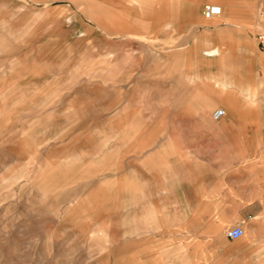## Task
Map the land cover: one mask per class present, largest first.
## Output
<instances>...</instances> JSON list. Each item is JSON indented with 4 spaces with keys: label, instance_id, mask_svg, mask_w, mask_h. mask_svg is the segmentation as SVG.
<instances>
[{
    "label": "rangeland",
    "instance_id": "rangeland-1",
    "mask_svg": "<svg viewBox=\"0 0 264 264\" xmlns=\"http://www.w3.org/2000/svg\"><path fill=\"white\" fill-rule=\"evenodd\" d=\"M71 1L54 0L47 6H44L45 10L42 8L39 11V15L42 11L43 16L46 17L44 19L46 21V27H40L34 34L31 32L30 34L23 35L19 31L20 22L28 23L31 21L32 16L25 11L26 9L21 10L19 7L21 6L20 3L25 2L36 5L39 2L32 3V0H0V29L1 26L3 29L0 30V87L5 81H14L7 80L9 77L6 76L7 71L12 72L13 70L5 69L6 64L14 59L22 60L23 65L30 68L23 70L22 80L17 77V80L22 81L21 84L18 83L17 85L22 89L27 87L28 91H24V96H28L27 93L29 95L34 93L32 88L33 85H36V81L43 82L48 78L47 73L44 72L46 70L48 71V69L53 74L55 73L54 75L60 73L61 77L53 84H57L56 88L63 87L62 89H64L74 83L76 77L79 78L83 73L88 72V66L97 63V60H102L103 62L112 61V63H115L116 69H119L117 68L119 66L129 63L132 65L129 74L123 76L126 80H119L115 83V109L119 111L118 105L127 98V100L134 102L135 105L126 107L125 111L133 114L142 112L143 124L145 123L147 125L151 123V120L155 117H151L148 113L157 114L163 111L155 107L144 108L145 104L149 103L152 97H154V89L163 90L169 87H176L177 84L180 87L181 83L179 85V82L182 81L179 78L176 84L175 81L172 82L156 77V71L160 66H158L157 62L155 63L154 59L152 61L151 59L156 55L161 58L172 59L177 51L185 54L186 49L189 47V41L185 36L186 34L182 30L180 32L177 30L156 32L149 29L145 32L146 38L143 41L144 43L139 39L140 36L138 34H136L133 42L124 43L122 41L124 37H115L114 32L106 34L108 33L107 30H102V35H99L96 33L99 29L94 24H90L93 26L91 27L87 21L76 20L77 15L72 13H78L79 11H77L76 6ZM107 1L111 2V0ZM11 3L15 7L4 10V5H10ZM205 4H208V2L200 6L201 17L203 16L202 10ZM107 5L109 8H115V4ZM231 7L233 8L234 6L231 5ZM249 7H252L249 10L250 12H261V8L257 6ZM19 18H24V20H19ZM32 23L34 24V22ZM149 23L146 22V24ZM233 23L239 24L240 22ZM261 23L259 21L257 27L255 25L256 22H253L254 28H261ZM134 24L140 25L143 23L134 22ZM234 30L237 34L239 33L238 27H235ZM7 31L10 32L7 33ZM13 35L18 36L15 43L11 42ZM199 38L196 40L197 49L201 51L207 49V47L201 48L199 46L201 43L205 46V36L204 39L200 40ZM124 39L125 41L127 40V38ZM23 40L24 43H22ZM67 45L71 47L69 48ZM126 50L131 54L130 57H132L130 58V62L127 60L128 54ZM221 56L223 57V62L216 64V66H207L205 73L208 71L211 73H219L229 79H240L244 82L246 90L248 89L250 93L253 90V94L251 95L245 92L242 95V100L244 101V108L246 109L250 108V101L253 103L256 125L260 124V126L256 128L254 133L257 137L254 146L252 147L245 137L242 138V145L245 153H254L255 155L254 158L258 170L255 175L256 183L258 184L259 190L263 191L264 53L257 47L251 50V48L245 45L244 40L238 34L237 45L223 48ZM32 60L36 63L31 62ZM58 62L63 63L61 68L59 67L60 69L52 67L53 65H57ZM38 64L41 66L39 69L40 74L32 75L34 70L38 68ZM78 65L81 66L78 68ZM75 66L77 67L75 68ZM67 70L71 72L75 71V73L69 75L70 73H66ZM121 72L122 70L119 73ZM168 72H172L175 75L180 70ZM193 72V68L185 69L186 74ZM195 73H202L199 66L196 67ZM74 74L75 76L77 74V76L75 77ZM118 76L120 75L118 74ZM245 81L249 83L245 84ZM194 85L197 86L199 93L203 95L207 94L198 80L194 82ZM147 89H151V91ZM21 93L23 94V91ZM105 93L99 92L94 95L85 93L81 97L96 111L105 108L114 96L113 91H105ZM104 94L105 96H103ZM138 104H141V107L137 106ZM219 107L222 108L221 105H218L213 109ZM227 116H225L226 122L229 120ZM29 119L31 118L29 117ZM175 119L177 120V118H173L170 121L171 124ZM179 119L180 127H172L171 125L167 127L169 134H175L177 136L178 155L170 154L166 157L168 165V171L166 173L171 172L176 177L172 175L160 176L161 174L157 172L144 173V177L149 182L146 190L152 194L147 198L151 202V205L158 208L172 209L177 207L186 210L187 213L183 216L190 221H186L188 224L186 222L184 223L186 224V228H183L182 232L185 235L182 237L173 236L164 238L166 239L164 240L166 243H170L175 239L178 241L173 244L163 245L165 255L163 256L162 262H166V257L169 258V262H174L178 255L183 253L182 255L185 256V260L181 261L180 264H264V220H258L257 222L253 220L256 216H262L264 214L256 212L262 208L261 205L252 202V211L245 208L242 209L240 207L242 201L238 205L230 204V200L240 195L234 190L224 188L222 180L215 189L211 190L202 188L201 183L203 181L202 177L207 180H213L219 175V178L223 179L225 184L242 183L243 188L241 192H245L248 189L246 182H244L248 177L246 170H238L233 167L231 170L217 174L215 167H220L223 160L222 158H218L217 155H214L215 149H212V147L217 145L218 138L221 134L218 135L215 133L213 139L207 140L202 137V134L188 131L191 130L188 122L192 120V123H194L196 118L190 120V116H182ZM22 124L23 121L14 118L10 123H6L0 128V264H102L103 262L112 264L111 259H105L103 262L100 259H96V257L100 256H103L102 258L107 257V254L103 251L102 254L98 255V253L102 252L101 250L90 249L88 247L83 236L87 231L85 227L72 225L73 223L68 221L61 223V210L67 207L70 202L66 201L60 205V209L53 207L55 204H52L51 200H42L39 191L35 187L30 186V175H25L30 174L29 171H32L31 167L35 165L27 161L25 153H22L18 147L20 141L18 131L22 127ZM29 135L31 136V133ZM78 142L76 141L74 143V147L77 146ZM49 147L43 148L41 151L44 153L49 150ZM58 149L60 150L59 153L63 151L62 148ZM148 149L149 147L146 148V150ZM69 152L70 150H67V153ZM201 153L204 156L203 162L200 160L203 157L200 155ZM205 157H208V159ZM200 162L202 163L201 165ZM136 163H139V161L137 160ZM136 163L135 168L138 165ZM204 165L209 168V171L206 170L200 173L199 166L204 167ZM146 168H148V165H146ZM157 181L160 182L161 186L156 185ZM210 191L218 192L222 195L225 194L223 196L225 203L222 205L205 204L202 197ZM243 201H245V198H243ZM239 208H241V211H238ZM199 209L213 210L212 213L217 219V222L219 221L218 217L223 216L225 218L221 213V210H223V213L226 216L234 218L235 222L225 229L222 237L212 238L204 232L208 229V226L201 225L204 221H200L199 226L198 222L192 216ZM120 219V215L116 217L117 222ZM108 222L105 223V228L110 225ZM119 223L116 224L119 225ZM171 226L173 225L169 224L168 227L171 228ZM192 226L195 229L192 228V230ZM234 226H245L242 229L244 234L242 238L234 240L227 238V231ZM111 228L108 229L111 231ZM197 237H199V240H197ZM126 240L127 235H124L119 237L117 242L122 243L126 242ZM197 255L200 258L199 260L196 258Z\"/></svg>",
    "mask_w": 264,
    "mask_h": 264
},
{
    "label": "crops",
    "instance_id": "crops-1",
    "mask_svg": "<svg viewBox=\"0 0 264 264\" xmlns=\"http://www.w3.org/2000/svg\"><path fill=\"white\" fill-rule=\"evenodd\" d=\"M32 1V3L39 2L37 4L40 5L22 2L20 3L21 6H19L22 11L23 9H26L25 11L27 13H30V15L32 16L31 20L39 15L38 12L42 8H44V6H47L54 0ZM71 2L76 6L77 11H79L78 13H72L77 15L75 19L81 20L83 22L87 21L89 22V24L92 20L88 17V15L92 13L93 8L97 12L98 8L95 7L98 5H100L101 7H108L107 4H115V8H108L107 10L109 11V9H114V13L110 14L105 12L102 14H110L115 16V37L127 38L126 41L123 38L122 41L124 43L133 42L136 34L140 36V40H142V43H144L143 41H145L146 38L145 32H147L149 29L156 32H162L163 30H166L167 32L177 30L178 32H180L182 30L186 34L185 36L189 41V47L186 49L185 54L177 51L175 55H173L172 59H166L163 57L161 58L157 55L151 59V61L154 59L155 63L157 62L158 66H160L156 71V77L172 82L175 81L176 84L178 83L177 80L181 78L182 81L179 82V85L181 82L183 84L181 83L180 87H178L177 84L176 87H169L163 90L154 89V94L156 95V97L155 95L154 97L156 99L152 97V100L149 103L145 104L144 108L155 107L156 109L163 110L161 112H158V115L151 112L148 114H150L151 117L155 118L165 117L166 123L164 125L163 123H161V125L157 127H151L150 124L145 125L144 123L143 127H145V129L148 128V133L152 136L150 137V140L145 144L143 151L137 152V150L133 148V151L130 154L135 157L136 161H142L143 159L145 160L148 168H144V173L157 172L161 174L160 176L172 175L176 177L171 172L166 173V171H168L166 157L170 154L175 156L178 155L177 136L175 134H169L167 131V127L170 125H173L172 127H180L181 124L179 118L182 116H190V120L196 118L194 123H192V120L188 122V126L191 127V130L188 131L202 134V137L207 140H210L211 138L213 139V135L215 133L218 135L221 134L218 138L219 141H217V145L212 147V149H215L214 155H217L218 158H222L223 160V163L221 164V166H223L222 168L221 166L215 167L216 173L219 174V172L231 170L233 167H235V169L238 170H246V174L248 176L247 179L244 180V182H246V186L248 187L245 192H241V189L243 188L242 183L225 184L223 182V179L219 178V175L216 179L213 180H207L202 177V188L206 190L215 189L222 180L224 188L234 190L240 195L230 200V204L238 205L242 201L240 207L242 209L245 208L252 211L251 203H259L262 208L256 212L264 213V190L260 191L258 188V184L256 183L257 181L255 175L258 170L256 168V161L254 158L255 155L254 153H245L242 145V138L245 137L248 143L252 147L254 146V143H256L257 140V137L254 133L256 131V128L260 126V124L256 125L254 109H244V101L242 100V95H244L245 92L248 94L250 92L248 91V89L246 90V88L244 87V82L240 79H229L219 73H211L208 71L207 73H205V68L207 66H216V64L223 62V57L221 56L222 49L226 46L237 45L238 34L239 37L244 40L245 45L251 48V50L257 47L264 53V0H111V2H108L107 0H72ZM205 2L219 4L222 7L221 14H219L218 16H214L211 19H205L203 16L201 17L200 6ZM182 3L184 4V6L181 5ZM231 5H233L234 7L232 8ZM4 6V10H9L15 7V5L12 3L10 5ZM249 6L259 7L261 8V12H250L249 10L252 7L250 8ZM20 19L24 20V18H19V20ZM259 21L262 22L261 28L255 29L253 22H256L255 25H257L258 27ZM122 22L129 23L122 24ZM134 22H142L143 24L137 25L134 24ZM146 22L150 23L146 24ZM233 22L240 23L236 24ZM189 25H191L190 29ZM235 27L239 28L238 34L234 30ZM204 36L205 46L202 43L199 46L201 48L207 47V49L201 51L196 47V40L198 39V37H200V40L204 39ZM123 52L125 53V51ZM126 52L128 54L127 58L130 62V58H132L130 57L131 54L127 50ZM197 66L200 67L202 73H195ZM187 68H193L194 72L191 74H186L185 69ZM5 69L13 70L12 72L7 71L6 76L9 77V79L7 80H14V83L21 84L22 81L17 80V77L19 79L21 78L22 80L23 70L30 68L24 66L22 60L14 59L6 64ZM178 69L181 71L179 74L177 72L174 75L172 72H168L176 71ZM119 80H126V78L121 77L120 79H118V81ZM197 80L199 81L200 85L207 91L208 95L199 93L197 91V86H193L194 82H196ZM247 83L249 82L245 81V84ZM147 90L151 91V89ZM160 91L162 92V94ZM251 94H253V90L250 95ZM213 97H215V100ZM218 105H221L226 115H228L227 117L229 120L227 122L225 121V117H222L221 119H219V121L215 120L212 117V113L215 110L213 108ZM174 106H176L177 109ZM141 113H139L138 116H142ZM173 118H177V120L175 119V121H172L171 124L170 121ZM152 121L153 120H151V122ZM160 139L162 142L160 141ZM148 147L149 149L146 150V148ZM200 155H202V153ZM137 156L138 159H136ZM205 158L208 159V157ZM200 160L201 162H203L204 156ZM201 162L200 165L202 164ZM136 165L138 169L134 167L135 172L131 176V197L133 200V212L135 216L141 212L139 210L140 202L139 200H136L137 194H143L145 196L143 201H147V207H152L151 202L147 199L152 195L146 190L147 184H149V182L144 177V173L140 171V163H136ZM206 170L209 171V168L207 166H199L200 173ZM156 185L161 186L160 182L158 181L156 182ZM224 195L225 194L222 195L218 192L210 191L203 195L202 200L207 205H222L225 203V200L223 198ZM243 198H245V201H243ZM220 199L223 201H221ZM241 208H239L238 211H241ZM157 210L158 211L155 213L157 218L151 223H135L131 228L127 230H112V233H114L113 236L115 240V246H119L125 243L127 244L128 255L132 262L131 264H180L181 261L185 260V256L182 255V253L178 255L176 261L174 262H169L170 260L167 257L166 262H162L163 256L165 255V252L163 251V245L173 244L178 241L175 239L170 243H166L164 242L162 235L164 233H168V231L170 230L172 232V235L182 232L183 228H185L183 225L185 220L183 219V215L187 213V211L179 209L177 207L172 209L157 207ZM204 211L213 212V210L211 209H199L196 212L200 213ZM221 213L225 217V222H227L224 224V227L226 229L235 222V219L231 216H226L223 213V210L221 211ZM166 215L172 216L171 219L167 220L165 217ZM158 218L166 220L165 222L161 223ZM216 222L217 219L214 216H211L210 218V216L208 215V227L212 226ZM169 224H172L173 226H171L170 228L168 227ZM178 226L181 227L179 228ZM240 227L241 229H243V227L245 226ZM124 235H127L126 242H117V239ZM197 240H199V237H197ZM87 245L91 249V245L89 243ZM101 253H103V251ZM114 255L115 253H108L107 258L113 261L115 257ZM102 257L103 256L96 257V259L101 260L103 259ZM104 258L106 259V257ZM196 258L197 260L200 259L198 255Z\"/></svg>",
    "mask_w": 264,
    "mask_h": 264
},
{
    "label": "bare ground",
    "instance_id": "bare-ground-1",
    "mask_svg": "<svg viewBox=\"0 0 264 264\" xmlns=\"http://www.w3.org/2000/svg\"><path fill=\"white\" fill-rule=\"evenodd\" d=\"M181 5L184 6L183 3ZM95 8H98L97 12L93 8V14L88 15L92 20H90V24H94L99 29L98 31H94L99 35L102 33V30H107L108 33H115V16L110 15L115 12L114 9L107 11L109 7H101L100 5ZM105 12L110 14L103 15L102 13ZM44 19L46 17L43 16L41 11V14L30 22H20L19 31L23 35L30 34L31 32L34 34L40 27H46V21ZM127 23L129 22H122V24ZM90 26L93 27L92 25ZM9 32L7 31V33ZM17 37L13 35L11 42L15 43L18 39ZM22 43H24V40ZM67 46L69 48L71 47L69 45ZM31 62L36 63L34 60ZM62 64V62H58L57 65H53L52 67L56 69L61 68ZM37 66L38 68L34 70L32 75L40 74L39 69L41 66L39 64ZM80 66L78 65V68ZM117 68L119 69L115 68V63H112V61L103 62L102 60H97V63L88 66V72L83 73L79 78L76 77L78 73L76 76L74 74L76 77L75 82L64 89H62L63 87L56 88L57 84H53L61 77L60 73L54 75L55 73L53 74L48 69V71H44L47 73L48 78L43 82L36 81V85H33L32 88L34 93H30L31 95L27 93L28 96H24V93L28 91L27 87L22 89L14 81H5L0 87V128L6 123H10L14 118L23 121L22 127L18 131L20 138L18 147L22 153H25L27 161L35 165L33 166L34 168L31 167L32 171H29L30 174L25 172L27 175H24H30V186L35 187L39 191L42 200H51V203L55 204L53 207L60 209V205L66 201L70 202L67 207L61 210V223L68 221L73 223L72 225L85 227L87 231L83 236L87 244L89 243L91 245V249L105 251L107 254L115 253L112 264H131L127 244L115 246L112 230H127L135 223H151L157 218L155 213L158 210L153 205L152 207L154 209L151 206L147 207V201H143L145 196L143 194L136 195L135 193L136 200L140 202L139 210L141 212L136 216L133 212L131 176L135 172L134 166L137 161L130 153H132L133 148L137 152L143 151L145 144L150 140L152 135L148 133V128L145 129L143 127L142 117L138 116L139 113L133 114L125 111L126 107L135 105L134 102L127 100V98L124 99L118 105L119 111H116L115 83L121 77L123 78V76L129 74L131 64L126 63ZM121 70L122 72L119 73ZM66 73H70L69 75H71L75 71L71 72L67 70ZM117 73L120 76L117 77ZM105 91H113L114 96L110 99L111 101L106 107L100 110L94 111V108L81 97L85 93L94 95L99 92L105 93ZM213 98L215 100V97ZM138 99L140 98L138 97ZM140 105L138 104L137 106ZM253 106V103L250 101V109H253ZM174 107L177 109L176 106ZM225 116L226 113L223 117ZM161 123L163 125L166 123L165 117H156L149 124L151 127H157ZM29 133H31V136ZM76 141L79 142L74 147ZM48 146H50L49 150L43 153L41 150ZM58 148H62L63 151L59 153L60 150ZM67 150H70V152L67 153ZM136 159H138V156ZM139 163L140 171L143 172L146 167V162L143 159ZM119 215L121 219L118 221L120 222L118 225L116 224L118 223L116 217ZM208 215L210 218L214 216L212 212L205 211L200 213L196 212L192 216L198 222V225L200 221H204L201 225H206ZM165 217L167 220H170L172 216L166 215ZM218 218V222L207 227L208 229L204 231L206 235H210L212 238H220L224 235V224L227 222H225L223 216ZM166 219L159 220L162 223ZM183 219H185L184 223L189 221L184 216ZM108 220L111 221L108 222ZM253 220L255 222L258 220L263 221L264 214L262 216H256ZM106 222L110 225L105 228ZM183 225L186 228V224ZM193 226L191 229H195ZM110 227H112L111 231L108 229ZM178 227L180 228L181 226ZM170 231L166 234L164 233L162 238H170L173 236L182 237L185 235L183 232L172 235ZM241 236L243 237L244 234L242 233ZM207 257L209 256L207 255ZM106 259L108 260L107 257ZM101 260L103 262L105 258ZM102 264H106V262Z\"/></svg>",
    "mask_w": 264,
    "mask_h": 264
},
{
    "label": "built area",
    "instance_id": "built-area-1",
    "mask_svg": "<svg viewBox=\"0 0 264 264\" xmlns=\"http://www.w3.org/2000/svg\"><path fill=\"white\" fill-rule=\"evenodd\" d=\"M222 7L219 4L208 3L203 6L202 15L205 19H210L214 16L221 14ZM225 115V111L222 108H217L213 111L212 116L215 120L221 119ZM243 231L239 226H234L230 228L226 236L229 239H238L242 235Z\"/></svg>",
    "mask_w": 264,
    "mask_h": 264
}]
</instances>
